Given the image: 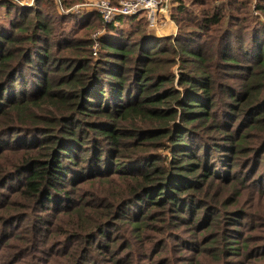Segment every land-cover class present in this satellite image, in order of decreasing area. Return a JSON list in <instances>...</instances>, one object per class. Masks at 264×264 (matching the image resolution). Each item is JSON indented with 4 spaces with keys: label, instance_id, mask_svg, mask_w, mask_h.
Returning a JSON list of instances; mask_svg holds the SVG:
<instances>
[{
    "label": "trees",
    "instance_id": "trees-1",
    "mask_svg": "<svg viewBox=\"0 0 264 264\" xmlns=\"http://www.w3.org/2000/svg\"><path fill=\"white\" fill-rule=\"evenodd\" d=\"M120 1L111 0L113 5ZM63 2L70 6L83 0ZM216 3L232 7L225 0H216ZM36 6L28 10L18 5H6L5 9L14 13L9 14L11 18L5 17L4 23L0 22V121L8 120L0 133V147L10 144L11 137L17 133L16 113L23 107L33 109L35 124H39L33 130L31 142L34 146L43 145L40 151L23 155L22 171L17 175L27 174L25 194L39 203L63 207V211L70 209V206L65 208L67 204L75 203L72 213L75 216L80 200L74 191L80 182L110 174L132 177L126 180L131 182L130 195L116 201L107 220L102 221L104 217L102 222L88 224L97 231L95 247L102 251L112 239L106 229L115 221L127 218L126 200L146 208L145 214L168 208L191 213V206H185L184 202H194L199 197L203 203L200 207H204L210 203L201 198L206 194L204 186L219 183L220 190L223 188L221 195L226 197L222 207L226 208L234 183L232 180L222 182L223 177L238 171L236 157L244 153L249 158L252 151L247 152L245 148L250 140L237 139L238 129L232 132L229 124L235 118L237 126L240 123L250 126L255 121L250 127L255 131L259 119H253L255 111L244 120L241 118L250 107L261 105L258 108L264 109V28L256 38L249 30L245 33L243 28L226 31L222 23L227 13L216 7L212 17L204 18L206 24L201 26L202 32L194 31L200 36L195 47L187 43L189 48L181 49L184 69L179 68L176 77L173 71L178 50L175 46L163 45L160 37L154 35L155 31L149 30L145 17L121 18L119 25L136 26L133 34L124 40L125 45L115 44L109 38L101 42L104 53L99 50L97 56L94 55V39L81 40L79 43L85 46L83 53L87 58L71 63L58 60L51 52L54 37L57 33L62 36L63 30L59 31L61 26L55 24V17L47 16L38 4ZM184 10L179 7L181 14ZM261 10L264 14V8ZM175 11L174 8L175 22L185 28L195 25L189 16L181 17L174 14ZM15 15L20 17L19 20ZM260 27H264L263 21L258 23ZM106 29L109 33L116 31V25ZM192 35L190 33L188 37ZM241 38L246 39L245 46L236 48L234 45ZM132 40L136 44H131ZM168 55L171 58H167ZM216 57L225 74L233 71L228 74L231 76L228 81L234 79V83L227 81L219 87L220 71H211L216 66ZM257 73H260L259 81L250 83ZM172 103H176L177 108L171 109ZM40 110L52 116H43ZM179 115L182 121L176 123ZM41 117L44 118L41 120ZM217 118L229 122L222 126ZM122 119L145 126L131 134L124 133L118 126ZM172 121H175L173 125ZM209 122L213 129L205 130L211 126ZM54 126L57 135L50 134ZM261 127L259 125L257 130ZM207 131L219 133L218 139L222 141L209 140ZM133 137L142 142L131 147L136 150L143 147L142 154L117 159L123 141ZM166 139L172 143L169 168L159 166L157 156H146L160 150ZM229 143L236 147L232 150L234 155L225 148ZM8 168H0V185L8 181L5 177ZM219 195L209 193L208 198L213 201ZM200 207L196 213H202ZM110 220L112 224L106 226ZM215 221L217 219L212 223ZM81 224L77 225L76 231L85 229ZM41 237L44 234L41 233ZM73 258L70 255L67 263L76 264L79 257Z\"/></svg>",
    "mask_w": 264,
    "mask_h": 264
},
{
    "label": "rangeland",
    "instance_id": "rangeland-1",
    "mask_svg": "<svg viewBox=\"0 0 264 264\" xmlns=\"http://www.w3.org/2000/svg\"><path fill=\"white\" fill-rule=\"evenodd\" d=\"M99 1L83 0L81 3L65 6L63 0H40L39 3L37 0H0V22L4 23L5 17L11 18L9 14L14 13L13 10L10 12L6 10V5H18L33 10L38 4L41 12L55 17V24L61 26L59 31L63 30L62 36L59 37L57 33L54 37L51 52L58 60H69L72 63L77 59L87 58L83 53L85 46L79 43L81 40L94 39L96 33H101L100 44L109 38L115 44L118 42L125 45L124 40L133 34L132 30L136 26L123 27L122 23L116 26V31L109 33L100 14L92 8V5ZM225 2L230 3L232 7L216 3V0L171 1L169 12L174 25L163 27L159 32H154V35L160 37L158 39L162 40L163 45L175 46L178 50L173 71L176 77L179 76V68L184 69L181 49L189 48L187 43L195 47L200 36L194 31L202 32L201 26L206 24L204 18L212 17L216 7L223 8L227 13L222 23L226 31L243 28L245 33L249 30L256 38L264 28H258V23L264 22L261 10L264 8V0ZM118 5L120 3L115 4ZM179 7L185 9L183 14L180 13ZM174 8L176 10L174 14L185 18L189 16L195 25L185 28L175 22L172 17ZM17 18L19 20L20 17ZM190 33L193 35L189 38ZM245 41V38H241L234 46L243 48ZM132 42L136 44V41L132 40L131 44ZM101 52L104 53L103 47ZM235 52L239 53L238 49ZM167 58L171 56L168 55ZM215 60L216 66L212 67L211 71H220L219 87H222L227 84L231 77L228 74L233 71L225 74V69L219 66L221 64L219 59L216 57ZM258 74L260 73H257L250 83L259 81ZM228 82L234 83L235 80ZM181 88L177 87L180 91L183 90ZM260 106L250 107L241 118L244 120L251 111H255L253 119L259 118L257 129L262 125L259 130H250L255 121H252L250 126L247 124L241 126V123L237 126L234 117V122L229 124L232 132L238 129L235 136L237 139H243L244 142L250 140L245 148L247 152L252 151L248 154L249 158L244 153L236 157L238 171L229 177H223L222 182L232 180L234 183L229 190L230 200L225 203L226 208L222 207L226 197L221 195L223 188L220 190L219 183L210 185L207 183L204 186L206 194L201 198L210 201L204 207H200L203 203L197 195V201L184 202L185 206H191V213L168 208L145 214L146 208L126 200L127 218L115 221L106 229L112 239L110 243L104 245L103 251L100 247H95L97 231L88 224L107 220L106 216L112 213L116 201L120 202L130 195L131 182L126 180L132 177L120 175L115 177L114 174H110L80 182L74 191L80 200L75 216L72 215L75 212V203L67 204L65 208L70 206V209L63 211V207L56 208L54 203H39L36 198L28 197L25 194L27 174L26 172L22 176L17 174L22 171L20 166L24 164L23 155L32 154L38 149L40 151L43 145L34 146L31 142V137H34L33 130L39 126L35 124L33 109L25 107L18 109L17 133L11 137L10 144L0 147V168L9 167L5 175L8 181L0 185V264H68L70 255L74 256L72 260L79 257L76 264H264V109L258 108ZM170 108H177L176 103H172ZM8 109L12 108H6ZM261 112L262 115L259 116ZM39 113L43 116H52L46 111L40 110ZM43 118L41 117V120ZM180 119L181 115L177 117L176 123H181ZM217 120L222 126L229 122L221 118ZM7 121V119L0 121L3 124L0 125V133ZM174 122L172 121L171 125ZM119 124L118 126L123 128L122 132L130 134L136 129H141L140 126H145L128 119L120 120ZM208 124L211 126L205 130L213 129L212 123ZM40 126L45 127L46 124ZM55 127L50 130V134L57 135ZM206 135L213 142L222 141L218 139L219 133L207 131ZM140 142L142 141H135L134 137L129 141H123L124 145L119 148L117 159L142 154L143 147L139 150L131 147ZM171 146L170 140L166 139L160 150L152 151L146 156H157L158 165L169 168L172 160L169 151ZM225 148L232 154V150L236 149L230 143ZM94 183L95 187H89ZM209 193L220 195L212 201L208 198ZM198 207L199 210H203L202 213H196ZM143 215L147 217L143 218ZM104 217L105 219L100 221ZM213 219L217 221L212 223ZM80 223L85 229L76 231ZM108 224H112V220L105 223L106 226ZM41 233L44 237H41Z\"/></svg>",
    "mask_w": 264,
    "mask_h": 264
},
{
    "label": "built area",
    "instance_id": "built-area-1",
    "mask_svg": "<svg viewBox=\"0 0 264 264\" xmlns=\"http://www.w3.org/2000/svg\"><path fill=\"white\" fill-rule=\"evenodd\" d=\"M172 0H121L120 5L115 6L111 0H100L92 5L107 26L119 25L120 19L125 17L143 16L148 22L151 31L159 32L161 28L174 25L171 18L170 6ZM106 31V30H105ZM94 36V55L100 50L99 36Z\"/></svg>",
    "mask_w": 264,
    "mask_h": 264
}]
</instances>
